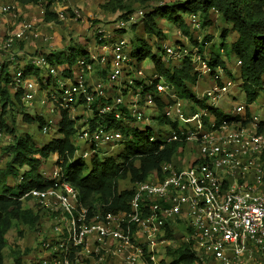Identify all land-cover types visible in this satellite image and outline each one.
<instances>
[{"label":"built area","instance_id":"built-area-1","mask_svg":"<svg viewBox=\"0 0 264 264\" xmlns=\"http://www.w3.org/2000/svg\"><path fill=\"white\" fill-rule=\"evenodd\" d=\"M31 7L32 2L0 0V53L7 63L0 65V78L5 69L11 98L18 94L25 113L45 120L41 134L57 133L66 112L74 120L72 160H90L94 152L114 155L132 139L120 127L109 126L108 118L125 129H148V142L159 148L178 142L181 151L152 170L153 177L133 185L128 209L105 212V203L92 207L82 201L53 156L51 167L39 171L50 184L30 187L18 197L23 207L38 213L30 264H169L166 249L180 226L184 241H191L192 264H264V115L257 113L255 101L235 98L242 82L236 79L240 60L235 61L236 75L220 64L210 65V48L201 45L202 36L193 29L201 24L196 13L189 17L192 41L178 26L171 35L175 39L158 40L161 45L154 51L166 64L189 57L198 78H208L209 84L195 94L204 106L191 100L196 109L187 114L174 85L154 67L144 72L133 55L124 34L134 14L98 26L93 47L73 62L50 61L48 52L28 54L22 62L23 51L13 52L17 45L53 39L47 22L30 17ZM46 9L64 19L53 2ZM136 12L142 19L144 11ZM224 101L230 104L228 113L221 112ZM218 114L229 120L218 122ZM6 121L18 133L17 122ZM26 125L28 130L35 126ZM13 139L0 126L5 161Z\"/></svg>","mask_w":264,"mask_h":264},{"label":"trees","instance_id":"trees-1","mask_svg":"<svg viewBox=\"0 0 264 264\" xmlns=\"http://www.w3.org/2000/svg\"><path fill=\"white\" fill-rule=\"evenodd\" d=\"M21 3L36 2L38 0H19ZM153 0H105L100 8L107 12L120 11L125 18L132 10V4H145ZM199 12L210 21L212 13L220 15L224 22L231 24V29L236 32V38L229 43V51L224 47V40L220 48L225 56L233 55L240 60L238 76L240 90L244 93L247 103L255 101L260 92L264 91V0H181L172 4H159L149 10H144L142 26L148 36L156 37L157 41L163 38L164 29L159 20L177 24L181 31L188 35L192 41V33L181 18L184 13ZM56 14H51L47 9L44 19L49 21ZM226 29V30H225ZM222 39L228 32L225 28ZM150 39V38H149ZM208 39V38H207ZM158 50V43L154 40ZM159 42V41H158ZM133 55L137 61L151 58L155 71L174 85L180 98L190 99L197 105L204 106V99H197L192 87L198 80V72L193 69L189 57H185L179 64H166L160 55L153 51V44L148 39L134 37L131 40ZM204 43V42H203ZM203 43L201 45H203ZM203 51V48H200ZM47 58L54 62L70 61L77 58L74 53L60 54L58 51L46 53ZM84 54V52L82 53ZM220 53L211 50L210 65L220 64L225 67ZM27 70L25 73H29ZM3 77L0 78V126L13 134V142L7 148L10 156L0 167V264L3 263V248L7 246L6 234L12 227V221L16 220L22 225L34 227L38 221V213L31 208H25L18 199L21 193L30 187L44 188L50 184L44 180L39 171L50 155L55 157V162L62 168L68 180L75 185L80 192L82 201L88 205L93 203H105L102 212L128 209V202L133 194V185L148 177L152 170L159 169L160 164L169 161L174 152L181 151V144L169 142L163 148L157 143H150L147 137L150 131H138L134 127L127 129L120 126L115 119L108 118L109 126L120 127L126 136L131 135L123 148L114 155H100L97 152L91 154L88 168L84 160L76 158L72 160L76 145L71 140L75 132L74 120L62 112L59 122L57 137H52L47 143L37 144L33 133L27 131L15 133V128L9 126L6 118H11V108L16 106L22 115V123L33 124L41 130L45 120L41 116L25 113L19 103V96L11 98V92L4 82L9 79V74L3 69ZM35 73V72H34ZM162 103H159L161 106ZM217 115V121L229 118ZM118 158L121 162H118ZM27 168H24V167ZM21 173V174H20ZM20 181L10 185L8 176H13ZM126 181L129 186L119 189V182ZM92 206V205H91ZM93 207V206H92ZM95 208V207H94ZM95 210V209H94ZM22 231L18 230L21 235ZM168 235L169 234L168 232ZM191 241H183L179 246L169 251L172 259L169 264H192L194 256L190 250ZM15 256L12 264H21V257L28 252L25 248L13 250Z\"/></svg>","mask_w":264,"mask_h":264},{"label":"rangeland","instance_id":"rangeland-1","mask_svg":"<svg viewBox=\"0 0 264 264\" xmlns=\"http://www.w3.org/2000/svg\"><path fill=\"white\" fill-rule=\"evenodd\" d=\"M105 0H38L36 2H32L31 7V15L34 20L42 23L44 25L45 22L53 21L52 25L49 28V30L53 33V30H57L54 32L60 40L61 47H57L54 50H51L52 52H55L56 50L60 54H66L69 55L71 53H74L76 57L79 56H85L89 49L93 47L94 44V38L96 34V28L98 26H104L107 24H110L112 22H115L116 20L122 19L119 15H121L120 11L116 12H107L100 8V4L103 3ZM181 0H153L148 1L145 4L139 5L138 3H133L132 8L133 10L127 15H135V21L132 24L128 25V28L125 29L124 37L126 39H129L130 41L138 36L144 39H148L150 42H154L153 38L154 36H148L143 29V22L141 17H138L139 14L136 12L139 9H142L143 11L149 10L152 7H155L159 4H172L177 3ZM53 2L54 5H56L57 10L61 12L64 16V19H59L57 15L55 17H51V20L47 21L44 19V13L45 9L48 7V5ZM57 2V3H56ZM42 10L43 13H42ZM51 13V12H50ZM54 14V13H51ZM197 16L200 19V26L196 27L194 26L193 29L197 31L202 37L201 43L204 44L206 48H210L209 53L211 50L215 52H219L220 43L222 40H224V47L226 51H229V43H231L230 36L231 33L228 35V32L226 33L225 37L222 39L221 33L225 29L224 24L225 22L221 18L220 15H217L215 13H212L210 16V21H208L207 17H203L199 12H196ZM190 13H184L181 15V18L186 23L188 29L190 24ZM159 24L161 25L162 29H164L163 37L165 38L164 41L170 42L173 38L175 39L176 36L171 35L173 32L178 28L177 24L174 23H168L164 20H159ZM42 21V22H41ZM227 23V22H226ZM230 25V23H228ZM56 27V29H54ZM43 28V26H41ZM1 29V26H0ZM48 30V31H49ZM226 30V29H225ZM228 30V29H227ZM49 31V32H50ZM53 33V34H54ZM153 37V38H152ZM150 38V39H149ZM208 38V39H207ZM56 37L52 39L55 41ZM156 42L161 45V42ZM27 43V42H26ZM54 44V43H53ZM153 51L155 50V42L152 45ZM33 45L26 44L25 42L20 43L17 45L13 52L17 50L23 51L22 54L19 55V60L22 62L27 61L28 54L31 53H41L40 51H33ZM84 52V54H82ZM208 53V52H207ZM220 53V52H219ZM220 58L224 60L225 63V69L227 71H232L233 75L237 74V67H235V61L236 58L233 55L225 56V53H220ZM4 54L0 53V65L3 64L5 58ZM5 63V62H4ZM7 64V63H5ZM141 68H143L144 72H151L153 69V62L151 58L147 57L143 61L140 62ZM205 81H202V78H198L196 85L193 86V92L196 94V91L201 90L205 85L209 84L207 76H204ZM238 88V87H237ZM12 92V91H11ZM231 97V94H229ZM238 99V101L244 100V93L240 90L238 92V95L235 97ZM184 107L185 111L188 114L190 111H194L196 107L192 104V101L190 99H184ZM256 104L258 105L256 109L257 113L260 115H264V91H261L257 100H255ZM230 111V104L227 103V101L223 102V107H221V112L228 113ZM20 111L16 106L11 108V118L13 119V123L18 124V127L16 128L17 132H25V130H28V126L24 123H20ZM10 118V117H9ZM160 122H165V119L163 117H159ZM37 128L34 126L30 127L28 130L29 133H33L34 140L37 142V144L47 143L49 139L52 137H57L58 133H55L54 130H51L48 132V134H41ZM101 151H104L103 148H100ZM7 159V158H6ZM52 159L53 155H50L49 158H47L45 164L41 167V169H48L52 165ZM5 162V157H0V167L3 166V163ZM88 168L91 167L89 160L84 161ZM118 162H121V159L118 158ZM24 168H27L26 166ZM148 177H153V174L150 172ZM17 182L16 178L9 179V184H15ZM126 183V181H120V188H122ZM128 186L129 184L126 183ZM126 186V185H125ZM178 230L174 231V236L172 238V242L170 246L167 247L166 253L168 254L170 250H173L177 246L181 244L184 240H186V236L184 234V227L180 226ZM34 227H28L27 225L23 226L18 221L13 220L12 221V227L8 230L6 237L8 239V244L3 248V263L4 264H12L13 258L15 256L13 250L19 248L20 250H23L25 248L28 249V252L22 255V259L25 255L30 253V250L32 246L30 245L33 240L34 235ZM18 230H21V235L18 234ZM21 259V262H22ZM25 262V261H24ZM27 264V261L25 262ZM29 263H31L29 261Z\"/></svg>","mask_w":264,"mask_h":264},{"label":"crops","instance_id":"crops-1","mask_svg":"<svg viewBox=\"0 0 264 264\" xmlns=\"http://www.w3.org/2000/svg\"><path fill=\"white\" fill-rule=\"evenodd\" d=\"M52 23H53V21H49V22H47V24H48V27H50L51 25H52ZM224 27L225 28H227L228 29V35L231 33V36H230V40L229 41H231L232 39L234 40L235 38H236V32L234 31V30H232L231 29V24L230 25H228V23H226L225 22V24H224ZM54 29H56V27L54 28ZM57 30H53V33L54 32H56ZM230 32V33H229ZM52 33V35H53V38H55L56 37V39H55V41H53V43H52V40L51 41H49V42H42L41 40H30V41H28L27 43L25 42V46H26V44L28 45V44H30V45H33V51H40V52H50L51 50H54V49H56L57 47H61V41L60 40H62V39H58V37L59 36H57L55 33L53 34ZM60 38V37H59ZM232 40V41H233ZM231 41V42H232ZM57 51V50H56ZM59 136V135H58ZM50 140V139H49ZM11 178H14L13 176H8V178H7V183L9 184V179H11ZM125 185H126V183H124ZM11 185H13V184H11ZM119 186V189H123L124 187H125V185L122 187V188H120V182H119V184H118ZM23 226H25V225H23ZM30 257H31V253H28L27 255H25L24 257H23V259H22V262H21V264H26L25 262L27 261V264H30L29 263V261H30ZM25 261V262H24Z\"/></svg>","mask_w":264,"mask_h":264}]
</instances>
